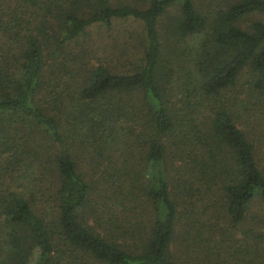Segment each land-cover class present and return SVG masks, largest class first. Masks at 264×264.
Segmentation results:
<instances>
[{
	"label": "trees",
	"instance_id": "obj_1",
	"mask_svg": "<svg viewBox=\"0 0 264 264\" xmlns=\"http://www.w3.org/2000/svg\"><path fill=\"white\" fill-rule=\"evenodd\" d=\"M200 1L0 0V264H264L232 239L264 202L234 122L240 80L264 95V22L239 25L264 0ZM116 21L118 71L82 47Z\"/></svg>",
	"mask_w": 264,
	"mask_h": 264
},
{
	"label": "rangeland",
	"instance_id": "obj_2",
	"mask_svg": "<svg viewBox=\"0 0 264 264\" xmlns=\"http://www.w3.org/2000/svg\"><path fill=\"white\" fill-rule=\"evenodd\" d=\"M128 2L134 6H140L144 3L145 0H119ZM210 0H201V5H206ZM215 2H219L221 0H214ZM34 16L30 17V20L33 19ZM252 20H259L264 22V13L254 12L247 16H245L242 21H240L241 27H246L248 23ZM114 26L110 29L106 30L104 27H94L89 31L88 36L82 42V47L87 49L90 55H88L90 59V63H105L110 69L114 71L128 69L134 63L136 59L135 48L131 49L130 52V44L133 42L136 43V39L133 40V35L129 36L127 31H131L134 29L133 24L129 21H116L113 24ZM123 58H122V57ZM72 57L61 56L58 58L56 62H68ZM68 64V63H67ZM117 65V66H116ZM119 65V66H118ZM184 84L182 78L178 76H174L171 82L169 83V88L171 90V94L173 100H176L177 90ZM246 85L242 84V80H240L239 90L243 92V94L239 95V100H249L254 103L252 105L251 102L247 104L248 111L245 113L238 111V118L234 117V122L240 128H244L246 130H250V138L253 143V146L256 152L260 156V160L264 164V95L258 96L256 93L247 91ZM251 90V89H250ZM241 114V115H240ZM234 240L233 246H237L239 243H243L245 248L250 251L253 255L254 250L257 251V248H260L264 252V240L259 238V241H255L254 235L260 234L264 238V202L254 201L249 206L247 213L245 214L243 222L236 226L235 230H232ZM258 244L255 245L253 241ZM235 249H232L231 252H235ZM239 260V264H242L241 259L249 258L246 253H242L241 250L236 251L234 253ZM254 256V255H253ZM228 264H232L237 259L229 257ZM251 260V259H250ZM250 260L244 261V264H251Z\"/></svg>",
	"mask_w": 264,
	"mask_h": 264
}]
</instances>
